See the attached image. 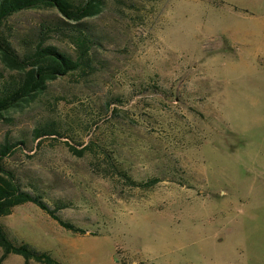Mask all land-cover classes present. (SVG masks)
Instances as JSON below:
<instances>
[{"label":"rangeland","instance_id":"rangeland-1","mask_svg":"<svg viewBox=\"0 0 264 264\" xmlns=\"http://www.w3.org/2000/svg\"><path fill=\"white\" fill-rule=\"evenodd\" d=\"M61 17L22 10L5 29ZM86 21L93 70L0 114V145L26 141L5 164L86 232L27 202L0 218L9 235L62 264H264V0H104ZM15 74L0 56V86ZM53 121L64 136L34 140Z\"/></svg>","mask_w":264,"mask_h":264},{"label":"trees","instance_id":"trees-1","mask_svg":"<svg viewBox=\"0 0 264 264\" xmlns=\"http://www.w3.org/2000/svg\"><path fill=\"white\" fill-rule=\"evenodd\" d=\"M41 8L56 9L62 17L60 20H44L33 36L7 33L5 25L11 16L22 10ZM103 9L104 0H0V56L6 67L16 71L15 75L1 83L0 114L34 98L46 89L48 82L60 76L93 70L94 50L99 42L86 19L99 15ZM55 35L68 40L74 52L64 50L51 41ZM61 131L65 129L57 122H48L37 126L33 137L38 140L47 135L64 136ZM19 144H26V141L8 138L0 145V218L10 215L18 205L33 202L67 230L85 233V229L60 215V211L69 206L68 202L56 200L50 204L41 193L24 188L17 173L5 164V158ZM70 147L80 155L83 153V150ZM158 181L159 178H152L134 183L149 186ZM0 248V264L11 253L22 255L25 264H31L32 259L46 264H62L47 251L38 250L25 241H16L1 222Z\"/></svg>","mask_w":264,"mask_h":264}]
</instances>
